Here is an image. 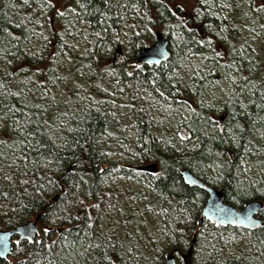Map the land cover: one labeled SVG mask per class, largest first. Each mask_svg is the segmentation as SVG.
<instances>
[{
    "label": "trees",
    "instance_id": "trees-1",
    "mask_svg": "<svg viewBox=\"0 0 264 264\" xmlns=\"http://www.w3.org/2000/svg\"><path fill=\"white\" fill-rule=\"evenodd\" d=\"M169 1L0 0V229L37 216L39 227L32 241L14 242L0 264H134L121 258L125 249L114 235L94 236L117 194L109 186L113 165L105 160L112 149L106 136L117 122L116 96L123 97L119 101L131 118L135 139L132 162L122 167L153 190L134 194L147 211L160 209L163 237L172 250L187 253L180 258L182 264L194 260L201 232L213 236V253L227 256L222 261L212 255L202 264H248L243 255L230 256L226 249L243 232L256 249H264V224L249 230L199 221L206 193L181 177L183 168L195 174L203 167L198 176L222 190L226 202L241 207L260 199L258 215L264 222V94L259 95L264 45L261 55L251 60L238 53L248 39L231 23L243 25L249 19L242 0H194L190 17ZM222 9L226 16L221 36ZM69 10L97 37L88 55H67L76 70L92 75H80L83 96L70 91L67 104L51 86L61 79L52 65L57 51L66 47L60 31L68 33ZM125 19L128 32L123 31ZM156 30L168 39L169 57L159 65L136 64L135 50L149 45ZM33 41L42 42L39 52L31 51ZM197 57L216 62L212 72L230 65L260 81L250 98L242 96L243 107L238 104L241 87L234 84L221 112L226 114L222 131L209 104L190 92L174 70ZM152 100L156 110L148 106ZM184 107L188 115L182 125L189 135H158L154 115L168 112L179 121L177 112ZM153 162L158 172L147 180L144 173L153 171L141 166ZM168 197L174 198V206ZM131 247L128 242L127 249Z\"/></svg>",
    "mask_w": 264,
    "mask_h": 264
},
{
    "label": "rangeland",
    "instance_id": "rangeland-1",
    "mask_svg": "<svg viewBox=\"0 0 264 264\" xmlns=\"http://www.w3.org/2000/svg\"><path fill=\"white\" fill-rule=\"evenodd\" d=\"M254 2L252 8L251 0H242L243 5L249 10V19L243 25H238L236 22L231 23L228 20L239 34L248 39L244 50L240 48L238 51L240 54L243 52L248 60L259 57L264 45V0H254ZM169 3L180 8L184 17H190L195 1L170 0ZM59 5L60 1L57 6ZM218 14L221 16L222 21V29L218 31V34L222 36V31L225 30L223 19L226 15L225 13L223 14V9ZM68 15H70L71 19V23L65 27L68 33L60 31L61 43L62 45L66 44V47L62 52L57 51L56 65H52L58 73L57 76L61 77V79L57 85L51 86V90L55 89L62 99L67 100V104L70 91H74L73 94L75 95L83 96L82 87L77 82L81 78L80 75L83 74L86 79L92 76L88 70L83 72L81 69L76 70L74 66L70 65L67 55L69 53L72 55H88L90 50L93 49L97 37V34L89 30L80 19L76 18L77 15L74 11L69 10ZM129 30V22L125 19L123 31L128 32ZM41 44L42 42L33 41L30 46L31 51L33 52L36 49V52H39ZM215 64L216 62L214 61H207L197 57L182 63L180 68L174 70L179 71V75L177 73L175 75H178L183 84L190 88L189 91L196 92V95L204 99L212 109L213 115L217 116L226 109L224 105L229 103L232 96L231 92L235 89L234 84L241 87L238 104L243 107L245 100L242 99V96L250 98L255 92L254 90L259 89L260 81L247 78L246 71L242 72L239 68L231 67L230 65H222L215 72H212V67ZM225 71H228L229 74H225ZM195 75L200 77V79H194ZM242 78H246V80L242 81ZM32 89L33 85H31L29 92ZM260 91L259 95L263 96L261 94H264V86L260 88ZM119 100L123 101V97L116 96L115 99L117 101V117L114 121L117 122L110 128V132L106 136L109 147L112 149L108 151V156L105 158L106 162H111L113 165V173L109 177L111 180L109 186L117 191V194L110 199L104 218L94 230V236L98 238V235H103L109 239L111 235H114L120 246L125 249L126 256L121 254V258H129L134 264H161L164 257L169 253L175 254L179 264H182L179 258V254L182 252L172 250L171 245L162 235L163 222L160 209L156 208L147 211L145 202L134 194L139 191L149 193L153 190L148 184L137 180L134 175L126 174L122 167L132 162L131 144H134L135 139L131 118H129L127 109ZM153 102L154 100L150 101L148 106L156 110ZM79 104L80 102L76 103V106L79 107ZM177 113H180L179 121L174 120L168 112L160 111V113L154 115L153 118L158 123V128L156 129L158 135L162 134L167 137L175 134L179 139L186 138L189 135L182 125L183 118L188 115V110L184 107L181 110L179 109ZM202 169L203 167L199 168V171L195 172V174L199 175ZM156 172H158V168L154 169L152 173L145 172L144 178L150 180ZM248 175L252 177L251 173ZM167 200L173 206L176 204L172 197H168ZM233 205L238 209L240 208L235 203ZM202 220L206 222L205 219ZM227 232L230 234L232 229H227ZM249 237L248 232H243L239 237L235 238L234 243L227 244L226 249L229 251V255L234 257L243 255L248 264H264V249H256ZM128 242L132 245L129 249H127ZM225 242L227 241L225 240ZM189 244L188 241L183 252L189 248ZM78 247L80 250L85 245H79ZM214 247L213 236H206L205 233L201 232L200 238L195 242L194 260L192 262L189 261L190 263L188 264L195 262L202 264L211 260L210 257L212 255L219 256L218 258L222 261L226 260L227 256L220 251L212 252ZM189 260H191V256Z\"/></svg>",
    "mask_w": 264,
    "mask_h": 264
},
{
    "label": "water",
    "instance_id": "water-1",
    "mask_svg": "<svg viewBox=\"0 0 264 264\" xmlns=\"http://www.w3.org/2000/svg\"><path fill=\"white\" fill-rule=\"evenodd\" d=\"M170 55L169 42L166 36L156 30L151 44L137 48L134 52V62L138 65L154 64L159 65ZM226 114L222 113L215 117V122L219 131L223 129ZM145 171L152 172L156 168V163L141 166ZM183 181L195 186L206 193V200L201 209L200 220L205 219L219 226H238L249 230L262 227L264 222L258 212L263 208L260 200H249L239 209L224 200L223 192L205 183L198 175L188 168L181 170ZM38 216L28 219L14 227L0 229V259H7L11 253L14 242L21 240L32 241L39 231L37 224ZM187 253H180L179 258H185ZM161 264H179L175 254H168Z\"/></svg>",
    "mask_w": 264,
    "mask_h": 264
},
{
    "label": "bare ground",
    "instance_id": "bare-ground-1",
    "mask_svg": "<svg viewBox=\"0 0 264 264\" xmlns=\"http://www.w3.org/2000/svg\"><path fill=\"white\" fill-rule=\"evenodd\" d=\"M250 200H260V199H250ZM248 201H249V200H248ZM260 201H261V200H260ZM261 202H262V201H261ZM245 203H246V202H245ZM245 203H244V204H245ZM262 203H263V202H262Z\"/></svg>",
    "mask_w": 264,
    "mask_h": 264
}]
</instances>
